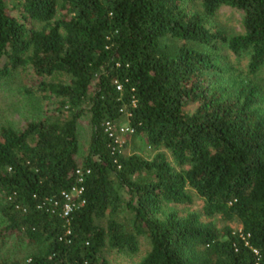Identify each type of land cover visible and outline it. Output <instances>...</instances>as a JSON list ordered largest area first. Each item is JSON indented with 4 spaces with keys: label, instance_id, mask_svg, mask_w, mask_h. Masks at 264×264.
I'll list each match as a JSON object with an SVG mask.
<instances>
[{
    "label": "trees",
    "instance_id": "trees-1",
    "mask_svg": "<svg viewBox=\"0 0 264 264\" xmlns=\"http://www.w3.org/2000/svg\"><path fill=\"white\" fill-rule=\"evenodd\" d=\"M25 72L55 103L0 125V264H111L143 239L136 264H264V0H0V89ZM106 121L155 154L114 151Z\"/></svg>",
    "mask_w": 264,
    "mask_h": 264
},
{
    "label": "rangeland",
    "instance_id": "rangeland-1",
    "mask_svg": "<svg viewBox=\"0 0 264 264\" xmlns=\"http://www.w3.org/2000/svg\"><path fill=\"white\" fill-rule=\"evenodd\" d=\"M241 17L239 11L225 7L220 14L213 20L219 26L226 29L228 32L241 30ZM16 82L7 87L0 89V125L12 123L15 126L21 127L28 120L39 118L50 109L55 103L54 99H48L36 89V78L31 73H20ZM264 77V75L262 76ZM51 78V77H50ZM49 77L47 80L50 79ZM61 77H57L60 79ZM264 97V85L261 91ZM67 113V112H66ZM89 114L82 117L79 123V135L81 143V153L85 154L89 147L91 139V124ZM127 121H123L120 125H126ZM123 140L121 151L125 155L138 152L146 158H151L155 151L145 143L141 137H134L133 133L120 135ZM201 202L196 200L192 209H199ZM223 222H220L222 225ZM235 229L240 227L235 225ZM147 249L146 240H142L141 248L137 254L124 255L119 254L115 250H107V256L111 260V264H136L139 258L144 255Z\"/></svg>",
    "mask_w": 264,
    "mask_h": 264
},
{
    "label": "built area",
    "instance_id": "built-area-1",
    "mask_svg": "<svg viewBox=\"0 0 264 264\" xmlns=\"http://www.w3.org/2000/svg\"><path fill=\"white\" fill-rule=\"evenodd\" d=\"M120 88L121 86H119V89ZM104 126H105V132L114 140V143L117 145V147L114 146L113 148L114 151L116 150V148L121 149L123 146V140L120 137L122 133L125 134L134 133V128L129 124V122H127L126 125H120V124H114L111 121H106ZM76 174L78 176L77 184L71 190L62 192V197L64 199L62 213L65 217L71 216L72 212L75 209H77L79 205L82 203L78 201L79 197L83 193V188L80 187L79 184L83 182L85 172L83 168H78ZM53 202L55 205L59 204L56 198L53 199ZM238 231L241 232V229H239Z\"/></svg>",
    "mask_w": 264,
    "mask_h": 264
}]
</instances>
